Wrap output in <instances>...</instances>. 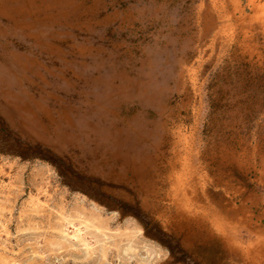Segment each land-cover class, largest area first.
<instances>
[{"label": "rangeland", "instance_id": "374dc122", "mask_svg": "<svg viewBox=\"0 0 264 264\" xmlns=\"http://www.w3.org/2000/svg\"><path fill=\"white\" fill-rule=\"evenodd\" d=\"M0 264H264V0H0Z\"/></svg>", "mask_w": 264, "mask_h": 264}]
</instances>
